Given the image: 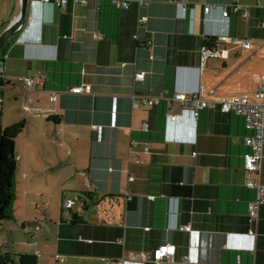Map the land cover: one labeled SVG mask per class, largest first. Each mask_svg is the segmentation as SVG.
<instances>
[{"label": "crops", "instance_id": "0c3cea01", "mask_svg": "<svg viewBox=\"0 0 264 264\" xmlns=\"http://www.w3.org/2000/svg\"><path fill=\"white\" fill-rule=\"evenodd\" d=\"M147 1L118 8L70 0L59 8L30 0L27 23L0 51V218H21L25 228L23 203L40 214L17 258L3 247L16 264L21 255L37 264H157L121 258L161 244L175 245L176 254L160 264H181L185 255L194 264H234L239 255L243 264H264V204L257 223L248 217L256 191L246 186L243 140L252 132L244 117L205 108L195 120L175 103L179 117L169 119L175 92L199 85L214 90L209 99H254L264 81V0ZM235 3L248 6L247 17ZM20 11V0H0V33ZM211 37L226 58L202 61ZM137 71L145 77L137 80ZM28 77L35 88L25 86ZM81 84L91 91L70 92ZM134 96L162 99L135 108ZM12 103L14 121L5 127ZM75 195L81 208H64Z\"/></svg>", "mask_w": 264, "mask_h": 264}, {"label": "built area", "instance_id": "2783aa9c", "mask_svg": "<svg viewBox=\"0 0 264 264\" xmlns=\"http://www.w3.org/2000/svg\"><path fill=\"white\" fill-rule=\"evenodd\" d=\"M70 0H35L37 3H51L56 5L59 8H64L68 5ZM112 3L118 8H129L133 3H137L140 6L148 4L147 0H111ZM261 1V0H260ZM76 3H87L88 0H73ZM183 10L186 8L184 3L179 4ZM211 6H206L205 11L209 12ZM235 11L242 9V12L245 17L248 15V6H242L238 3H235L233 6ZM186 11V9H185ZM223 18L229 17V9L224 8ZM147 16H142L140 18V24H143L147 21ZM264 26V20L262 21ZM98 37L101 35L97 34ZM234 42L241 44L244 48H250L251 43L249 40L234 39ZM227 57V52L225 50H220L217 45L207 46L204 45L202 48V61H205L208 57ZM2 62L0 60V82L4 80V75L2 74ZM145 77L144 71H137L135 78L141 80ZM27 88H35L36 81L33 78H25L23 80ZM38 82L40 80L38 79ZM91 91L90 84H81L74 86L70 89V92L76 94L89 93ZM207 93L213 94L214 90L207 92L204 85H199L196 90L190 92H184L178 90L175 92L172 98L171 104V113L169 119L171 121L177 120L179 117L178 113L174 111V104L179 103L182 106V111L190 112L193 118L196 120L200 110L205 108H219L223 112L229 113L233 112L237 115L243 116L245 120V125L247 130H250L252 134L246 136L243 140L244 144L248 146L249 151L244 154V170L249 173L251 176L246 181V186L250 189L256 191V199L248 204V217L250 222L257 223L259 220L260 208L264 204V183L261 180L262 164L264 161V81L258 87V90L255 93L254 99H249L247 97H232V98H220V99H209L207 98ZM56 99L55 94L50 96V100L54 101ZM162 98H137L133 97V106L135 108L140 107L141 105L152 106L160 102ZM3 103L2 90L0 85V106ZM145 130L148 131V124L145 125ZM145 151L148 152L149 148L145 147ZM135 161L139 162L140 158L135 157ZM130 180L133 179V176L129 177ZM157 196L154 194L148 195V198L154 200ZM128 200L131 199V196H127ZM80 199L79 195H75L72 198H66L63 201L64 208L71 209L73 208L77 201ZM176 229L192 231L191 224H177L174 226ZM248 235L253 238L256 237V231L250 229ZM176 254V246L173 244H161L153 250L150 254L145 253H135L129 252L125 254L121 261L126 260L133 261H144V262H154L160 264L164 261H173ZM181 264H194L192 258L189 255L183 256L181 259ZM234 264H243L241 261L240 255L237 257V261Z\"/></svg>", "mask_w": 264, "mask_h": 264}, {"label": "rangeland", "instance_id": "374dc122", "mask_svg": "<svg viewBox=\"0 0 264 264\" xmlns=\"http://www.w3.org/2000/svg\"><path fill=\"white\" fill-rule=\"evenodd\" d=\"M8 100V99H6ZM15 105L10 104L5 106V113H4V121L3 124L6 127L11 121H14L13 117V108ZM15 186L17 187V192L19 195H21L20 199L24 200L25 195L23 194V191L19 189L20 182H15ZM3 187H7L6 183L3 185ZM36 201V200H35ZM78 208H81V201H77ZM30 204V203H29ZM17 212L21 213L22 219L26 221L25 228H22V221L20 219H9L5 217L0 218V244L4 245V247L7 246V249L9 252L14 254V257H16L15 254H17L21 249L24 248L25 244L29 241H31V234L34 232V227L31 226V223L37 219L40 214L35 209L34 205L27 208L24 206V203L21 204L20 209L17 210ZM18 218V216H17Z\"/></svg>", "mask_w": 264, "mask_h": 264}, {"label": "water", "instance_id": "95a60500", "mask_svg": "<svg viewBox=\"0 0 264 264\" xmlns=\"http://www.w3.org/2000/svg\"><path fill=\"white\" fill-rule=\"evenodd\" d=\"M21 11L20 14L9 23V25L0 33V50L1 48L9 42L16 34L19 32L28 21V13L31 10L30 0H20ZM31 13V12H30ZM78 214L73 215V219L76 218Z\"/></svg>", "mask_w": 264, "mask_h": 264}, {"label": "trees", "instance_id": "16d2710c", "mask_svg": "<svg viewBox=\"0 0 264 264\" xmlns=\"http://www.w3.org/2000/svg\"><path fill=\"white\" fill-rule=\"evenodd\" d=\"M216 40L217 39L215 37L207 38L205 40V45L214 46L216 44ZM8 43L9 42H7L1 48L0 51H2ZM2 84H3V82L1 81L0 85H2ZM2 135H3V127L1 124V113H0V163L2 160V153H1V143H2V137H3ZM0 171H1V166H0ZM3 247L4 246L0 244V264H16L14 262V260L11 259L10 254L4 251ZM19 264H37V259H36V257L31 256V255H21Z\"/></svg>", "mask_w": 264, "mask_h": 264}]
</instances>
